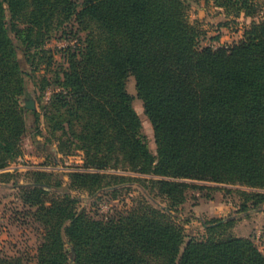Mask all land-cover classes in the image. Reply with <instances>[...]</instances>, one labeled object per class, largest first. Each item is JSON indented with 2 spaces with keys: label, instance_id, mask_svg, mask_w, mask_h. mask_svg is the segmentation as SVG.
<instances>
[{
  "label": "trees",
  "instance_id": "16d2710c",
  "mask_svg": "<svg viewBox=\"0 0 264 264\" xmlns=\"http://www.w3.org/2000/svg\"><path fill=\"white\" fill-rule=\"evenodd\" d=\"M215 2L234 16L258 11L254 0ZM187 5L0 0V170L23 154L29 118L37 127L41 114L43 146L54 142L56 153L76 150L83 159L66 180L32 169L17 183L41 230L32 257L0 250V264H264L251 238L224 235L264 206V15L237 41L215 46L203 43ZM55 32L69 42L48 75L55 54L45 45ZM130 76L155 151L127 90ZM38 87H51L43 112L25 105ZM197 180L235 186L223 189L239 193L240 202L237 214L204 219L205 235L186 239L179 205L189 188L213 187ZM133 185L142 194L129 207L95 216L80 203L82 193L96 203Z\"/></svg>",
  "mask_w": 264,
  "mask_h": 264
},
{
  "label": "rangeland",
  "instance_id": "374dc122",
  "mask_svg": "<svg viewBox=\"0 0 264 264\" xmlns=\"http://www.w3.org/2000/svg\"><path fill=\"white\" fill-rule=\"evenodd\" d=\"M257 4V13L254 16H234L226 14L225 8L219 6L215 0H187V15L191 22L198 25L205 31L203 43L217 45H229L241 38L243 31L252 19L264 15V0H254ZM219 35L218 39L212 36ZM60 32H55L47 40L46 47L54 51L55 62L50 66L52 70L58 68V63H63L61 51L58 49L69 41L59 37ZM70 42H73L71 40ZM43 66V65H42ZM43 68L36 72L37 86L43 77ZM51 87L43 93L40 88L34 93L36 99H28L35 105L36 109L43 112V103L50 95ZM127 90L133 95V106L142 121V131L145 134L150 148L155 151L153 130L151 124L144 113L142 101L137 97L133 76L127 80ZM37 94H42L38 98ZM46 132V122L43 114L40 116L38 126L35 127L32 118H29L28 128L22 137L21 145L23 154L17 160L9 163L0 172H8L7 175L0 174V250L8 254H22L23 257L30 258L35 253L41 226L27 213L19 196L17 183H23L30 178L28 174L32 169H44L59 173L64 180L70 169H81L83 159L80 151L72 154H62L55 152V147L44 145L43 140ZM33 137L38 138L41 143L33 141ZM45 141V140H44ZM55 152V153H53ZM16 182V183H15ZM197 184L213 186L211 188H189L185 201L179 205L180 219L184 226L186 239L190 236H204L205 231L202 220L214 216H226L237 214L235 211L240 202V195L236 191H225L223 187L236 188L232 185L216 184L209 181H193ZM215 187V188H214ZM142 191L133 185L129 193L122 194L116 199H99L96 203L85 193L80 194V203L95 216H102L113 209L129 207ZM150 194H153L150 193ZM156 201H162L155 196ZM164 203V201H162ZM231 234L251 238L259 249L264 252V206L258 210L251 211L246 216H241L225 231L224 235Z\"/></svg>",
  "mask_w": 264,
  "mask_h": 264
},
{
  "label": "water",
  "instance_id": "95a60500",
  "mask_svg": "<svg viewBox=\"0 0 264 264\" xmlns=\"http://www.w3.org/2000/svg\"><path fill=\"white\" fill-rule=\"evenodd\" d=\"M28 101V100H27ZM25 103L26 106L30 107V108H35V105L31 102H27Z\"/></svg>",
  "mask_w": 264,
  "mask_h": 264
}]
</instances>
